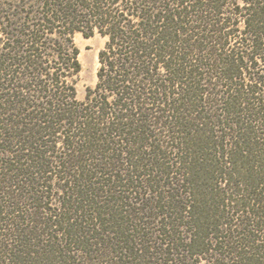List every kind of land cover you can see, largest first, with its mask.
Wrapping results in <instances>:
<instances>
[{
	"label": "trees",
	"instance_id": "16d2710c",
	"mask_svg": "<svg viewBox=\"0 0 264 264\" xmlns=\"http://www.w3.org/2000/svg\"><path fill=\"white\" fill-rule=\"evenodd\" d=\"M0 264H264V0H0Z\"/></svg>",
	"mask_w": 264,
	"mask_h": 264
},
{
	"label": "rangeland",
	"instance_id": "374dc122",
	"mask_svg": "<svg viewBox=\"0 0 264 264\" xmlns=\"http://www.w3.org/2000/svg\"><path fill=\"white\" fill-rule=\"evenodd\" d=\"M106 37L97 32L91 37H84L81 33L74 35V41L80 50L79 60L81 71L76 77L77 99L83 100L86 87H93L96 83V71L98 68V51L103 48Z\"/></svg>",
	"mask_w": 264,
	"mask_h": 264
}]
</instances>
